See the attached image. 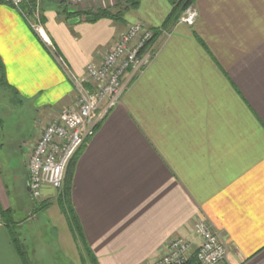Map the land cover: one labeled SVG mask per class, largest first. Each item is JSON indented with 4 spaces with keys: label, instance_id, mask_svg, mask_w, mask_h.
Masks as SVG:
<instances>
[{
    "label": "crops",
    "instance_id": "0c3cea01",
    "mask_svg": "<svg viewBox=\"0 0 264 264\" xmlns=\"http://www.w3.org/2000/svg\"><path fill=\"white\" fill-rule=\"evenodd\" d=\"M194 7L192 26L165 25L169 0H139L122 21L70 26L50 9L35 29L24 10L0 2L5 78L38 121L74 105L71 74L99 64L129 25L167 31L150 63L127 76L122 102L76 164L72 205L99 264L155 262L171 238L194 242L198 220L227 245L222 264H264V0ZM37 136L18 123L15 133L0 128V264H24L1 213L28 208L15 196L29 191L26 159ZM57 197L44 187L50 205L42 213L54 211L60 245L81 261Z\"/></svg>",
    "mask_w": 264,
    "mask_h": 264
},
{
    "label": "built area",
    "instance_id": "2783aa9c",
    "mask_svg": "<svg viewBox=\"0 0 264 264\" xmlns=\"http://www.w3.org/2000/svg\"><path fill=\"white\" fill-rule=\"evenodd\" d=\"M20 5L26 0H6ZM198 12L189 7L178 23L194 25ZM164 28L153 29L134 22L120 34L116 44L102 54L99 64L90 63L83 75L71 74L75 102L64 108L44 127L33 150L27 156L29 192L43 200L45 186L60 189L67 169L78 150L95 135L98 126L118 104L127 88L126 78L141 72L156 54V38ZM64 64V63H63ZM65 66V64H64ZM194 242L171 238L167 252L153 264H222L229 249L212 225L205 220L194 223Z\"/></svg>",
    "mask_w": 264,
    "mask_h": 264
},
{
    "label": "rangeland",
    "instance_id": "374dc122",
    "mask_svg": "<svg viewBox=\"0 0 264 264\" xmlns=\"http://www.w3.org/2000/svg\"><path fill=\"white\" fill-rule=\"evenodd\" d=\"M30 2L35 3V10L30 12L26 9L24 13L26 14L31 25L38 29L36 25H39L43 22L44 10H56L57 12H75V11H96L98 8H110L117 10L121 6L124 7L125 0H26L25 3L28 5ZM119 4V5H117ZM122 7V8H123ZM193 7V6H192ZM135 8L129 9L124 13V17ZM130 17V16H129ZM86 16H82L81 19L84 20ZM129 19V18H128ZM178 23V22H177ZM148 27V26H147ZM41 33V32H40ZM42 34V33H41ZM77 75V74H76ZM22 115L24 118L23 121H18V116ZM35 108L29 102H24L20 105L15 99L11 91L6 89L0 84V117L5 118L6 130L9 132H16V124H20V129L24 131H30L32 136L35 135L38 131V136L31 145V149L28 154L33 150L39 135H41L42 130L49 121L36 120ZM37 124V126H36ZM1 128V127H0ZM3 129V128H2ZM63 186L60 189H55L59 195L63 191ZM25 193L24 200L27 202L24 203L28 208L22 213H18L15 219H19L22 223L16 227V231L20 235V239L26 244L29 256L31 257V264H82L77 256H70L67 251L64 252L62 246L60 245L59 234L56 231V228L61 231V226L59 225L60 221L55 219L54 211L49 212H38V209H29L31 208L30 197ZM44 201V200H43ZM39 201V202H43ZM27 204V205H26ZM39 204V203H38ZM23 219V220H22ZM58 224V225H57ZM180 239H185L181 236H178ZM175 238V237H173ZM187 240V239H186ZM189 241V240H187ZM31 247V248H30ZM31 249L34 250V253L31 252ZM165 252H167V247H165ZM164 252V253H165ZM162 257V256H160ZM159 259V258H158ZM147 263V264H153Z\"/></svg>",
    "mask_w": 264,
    "mask_h": 264
},
{
    "label": "trees",
    "instance_id": "16d2710c",
    "mask_svg": "<svg viewBox=\"0 0 264 264\" xmlns=\"http://www.w3.org/2000/svg\"><path fill=\"white\" fill-rule=\"evenodd\" d=\"M169 1L172 4V11H171L170 15L168 16L165 25H170V24L172 25V24L178 22L180 16L189 7L194 6V4L196 2V0H169ZM0 2L10 4L12 6L19 8L20 10H26L28 8H29V10L31 9L30 12L35 10V3L34 2H30L28 5L25 2H22L20 5H16L11 1H6V0H0ZM138 4H139V0H125L124 7L121 6L117 10H113L110 8H98L94 12H92V11L66 12L63 10L62 12H57V13H58V16H62L64 18V20L67 21L70 26H73V25H75L77 23H81V22L95 23L98 20L104 19V18L112 19V20H116V21H122L124 13L129 9L137 7ZM117 5H119V4H117ZM44 12H45V10H44ZM82 16H86V18L84 20H82L81 19ZM42 18H43V23H44L46 18H45V16H43ZM0 84L2 86H4L6 89H8L9 91H11L12 94L14 95L15 99L17 100V102H20L18 91L15 88H13L10 84H8L6 81L4 66H3L1 61H0ZM4 119L5 118L0 117V127L5 125ZM99 126H98V128H99ZM4 128H5V126H4ZM89 139L90 138H88L86 140V142L83 144V146L74 155V157H73V159H72V161H71V163L67 169V172H66V176L64 179L63 191L58 195L57 202H58V205L60 206L62 212L65 214V216L68 220L70 229L74 235V238H75L78 246L80 247V257H81L82 264H99L97 257L95 256V254L93 253V251L91 250V248L87 244L85 234L83 232V228L81 226L79 217H78V215H77V213H76V211L72 205V198H71L72 197V188H73V178H74L76 164H77V161L79 159L80 154L82 153V151H83V149H84V147H85V145ZM28 178H29V174H28ZM25 193L27 195H29L28 197L31 198L30 199L31 201L29 204V205H31V208L29 209V211L31 209L35 208V209H38V212H42L49 207L50 202H48L46 200L45 201L42 200L43 202H36L32 198V196L30 195V192L26 191L24 188H22L20 190L18 189L16 192V196H15L16 202H18V204H20L22 207H28V206L24 205V203L26 202L24 200ZM1 218L4 221L5 225L7 226L8 230L10 232L12 242H13L15 249H16L18 255L20 256L21 260L23 261L24 264H31L32 261H31V257L29 256L30 254H29L28 248H27L26 244L24 243V241L20 239V235L16 231V227L19 226V224L22 223V221L19 219H15V217L13 216V209L3 211L1 213ZM194 262L195 261L193 260L192 264H194Z\"/></svg>",
    "mask_w": 264,
    "mask_h": 264
}]
</instances>
